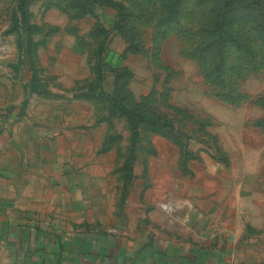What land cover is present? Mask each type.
<instances>
[{
	"label": "rangeland",
	"instance_id": "obj_1",
	"mask_svg": "<svg viewBox=\"0 0 264 264\" xmlns=\"http://www.w3.org/2000/svg\"><path fill=\"white\" fill-rule=\"evenodd\" d=\"M224 1L0 0V168L40 166V143L66 156L87 144L78 161L118 191L132 157L137 212L144 189L182 217L166 237L207 232L244 257L246 241L264 242L251 227L264 225V10L241 3L221 47L210 31ZM189 203L212 214L202 235L185 229Z\"/></svg>",
	"mask_w": 264,
	"mask_h": 264
},
{
	"label": "crops",
	"instance_id": "obj_2",
	"mask_svg": "<svg viewBox=\"0 0 264 264\" xmlns=\"http://www.w3.org/2000/svg\"><path fill=\"white\" fill-rule=\"evenodd\" d=\"M83 145L66 156V147L40 143L34 145L40 166L35 160L33 168L15 166L13 178L7 167L0 168V264H264V242L252 246L246 241V253L237 254L238 260L234 241L215 245L200 226L212 214L195 203L188 204L190 212L196 207L191 228L185 229L207 237H166V231L180 235L182 217L165 218L163 202L152 201L144 189L138 198L149 206L141 212L131 187L122 202L123 180L118 178L114 191L108 176L80 163L79 152L89 146ZM254 224L255 238L261 239L264 225Z\"/></svg>",
	"mask_w": 264,
	"mask_h": 264
},
{
	"label": "trees",
	"instance_id": "obj_3",
	"mask_svg": "<svg viewBox=\"0 0 264 264\" xmlns=\"http://www.w3.org/2000/svg\"><path fill=\"white\" fill-rule=\"evenodd\" d=\"M246 0H225L223 5L220 7V10L219 12L217 13V16L219 17L220 16V20L218 22H216V27L210 31L212 34H215L217 33L218 36L216 38V40L218 41V44L219 46L221 47H226V43L223 39L224 37V34L228 33V34H233V20H230V24L227 25L228 27L226 28L225 26V23L227 24V21H222V20H225L226 17L228 15H230V13L234 12L235 10H237L239 8V6L241 5V3L245 2ZM253 2L259 7L261 8L262 10H264V0H253ZM260 17H261V20L263 22V28H264V11H261L260 12ZM101 49H103L102 51H104V46L103 44L101 45ZM103 56V54H102ZM101 56V57H102ZM104 57V56H103ZM98 70H100V81H102V75H101V72H102V67H101V64L98 63ZM102 88V86H101ZM101 95V94H100ZM116 101V100H115ZM118 102V101H117ZM125 114L127 115L128 117V121L130 123V129H131V132H132V143H134V140H136L137 136H138V126H137V122L134 120V117L132 115V113L130 112V109L128 107H125ZM133 144H131L132 146ZM112 147V144H109V145H103L101 150H108ZM131 148V147H130ZM126 165V168H127V171H125V176L124 178H121L123 180V185L121 187V192H122V199L121 201L124 202L125 199H126V196L127 194L129 193L130 191V186L132 185V180L133 178H131V172H132V157H127L125 159V163ZM125 168V170H126ZM128 170H129V175H128Z\"/></svg>",
	"mask_w": 264,
	"mask_h": 264
}]
</instances>
